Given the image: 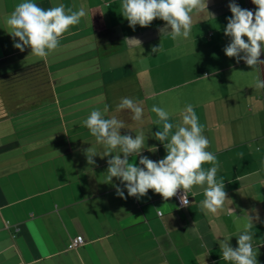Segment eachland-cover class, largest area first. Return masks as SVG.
<instances>
[{"label":"crops","instance_id":"crops-1","mask_svg":"<svg viewBox=\"0 0 264 264\" xmlns=\"http://www.w3.org/2000/svg\"><path fill=\"white\" fill-rule=\"evenodd\" d=\"M22 2L0 0V264H230L219 244L237 246L252 209L260 218L252 243L264 264V92L254 87L259 73L224 52L232 0H207V9L192 13L189 37L177 40L160 32L166 22L158 18L130 27L121 0H32L87 13L45 58L13 46L5 18ZM235 3L250 10L248 0ZM124 97L143 108L140 121L117 110ZM188 104L204 126L206 151L217 157L223 208L201 211L206 185L188 191V207L153 190L118 197L114 186L123 185L106 180L118 149L103 156L83 120L99 110L123 122L121 135L143 132L140 155L159 161L166 152L152 135L162 130L152 106L169 111L171 135ZM88 148L98 154L95 165L87 164ZM78 236L84 243L73 248Z\"/></svg>","mask_w":264,"mask_h":264},{"label":"clouds","instance_id":"clouds-1","mask_svg":"<svg viewBox=\"0 0 264 264\" xmlns=\"http://www.w3.org/2000/svg\"><path fill=\"white\" fill-rule=\"evenodd\" d=\"M256 6L255 11L241 8L235 0L228 4L232 13L227 18L224 35L231 38V42L224 48L226 56L241 60L259 73L254 87L264 89V78L261 77L260 66L264 60L260 59L264 52V0H251ZM121 14L128 21L130 27L140 25L149 26L153 20L161 19L166 22L160 32L170 35L173 40L180 37L188 38L192 28V13L202 12L207 9V0H121ZM83 6L78 10L64 4L47 9L40 7L32 0H25L18 4L14 11L5 18L8 33L12 37L13 46L23 52L25 48L31 49V55L45 58L59 45V37L70 26L80 23L86 16ZM170 29V31H169ZM247 37V41L244 39ZM18 38L19 42H16ZM136 40V39H129ZM152 53L161 51V44L152 47ZM127 109L132 113V120L140 121L143 108L133 98L124 97L117 105V110ZM108 111L107 106L104 109ZM151 112L158 119L155 124L162 125V130L153 133V138L163 144L166 155L159 161H153L140 153L145 147V134L140 132L135 138L130 134L121 135L120 129L124 128L122 121L115 117L105 119L102 112L93 110L83 120V125L90 131L95 141L104 146L103 156L107 157L115 153L107 160L106 180L112 183L113 178L120 181L115 185L116 195L122 199L145 196L149 190L161 195L168 200L177 195L178 190L183 191L180 196V204L188 207V191L195 185H206L204 199L200 202L203 212L216 213L224 206L227 200L224 182H218L216 174L219 163L214 153L206 151L209 140L202 133L204 126L198 121V117L191 104L181 111V122L174 125L169 122L170 113L162 107L153 105ZM156 151L155 148L148 149ZM123 154V158L121 157ZM88 165H95L94 156L98 155L91 148L84 150ZM130 156H139V164L129 162ZM211 163L213 166L205 170L202 165ZM125 189L127 196H125ZM255 216H249L245 212L247 223L237 237V246L232 247L229 239L221 240V258L230 264H258L257 250L253 247L254 234L253 220L259 221L256 209L251 210ZM163 215V213H161ZM236 219L240 217L236 216Z\"/></svg>","mask_w":264,"mask_h":264},{"label":"built area","instance_id":"built-area-1","mask_svg":"<svg viewBox=\"0 0 264 264\" xmlns=\"http://www.w3.org/2000/svg\"><path fill=\"white\" fill-rule=\"evenodd\" d=\"M181 195H183V191H182V190H178L176 196L180 198ZM187 195H188V193H187ZM83 243H84V241H83L82 237L78 236V237H76V238H74V239L72 240V247H73V248H78V247L81 246Z\"/></svg>","mask_w":264,"mask_h":264},{"label":"water","instance_id":"water-1","mask_svg":"<svg viewBox=\"0 0 264 264\" xmlns=\"http://www.w3.org/2000/svg\"><path fill=\"white\" fill-rule=\"evenodd\" d=\"M248 4H249L250 10L254 11V5L251 2V0H248ZM260 59L261 60H264V58H263V52L261 53ZM260 69H261V77L264 78V65H261L260 66ZM263 92H264V89H263Z\"/></svg>","mask_w":264,"mask_h":264}]
</instances>
